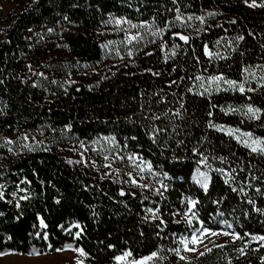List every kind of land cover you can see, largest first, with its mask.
<instances>
[{"label": "trees", "instance_id": "trees-1", "mask_svg": "<svg viewBox=\"0 0 264 264\" xmlns=\"http://www.w3.org/2000/svg\"><path fill=\"white\" fill-rule=\"evenodd\" d=\"M2 3L16 7L4 17L0 15V70H3L0 79L5 80V84L0 85V108L6 107L8 111L6 116H0V143H3V137L15 138L24 132L29 134L30 139L18 140L11 146V153L6 148H0V157H4L0 159V184L5 185L8 199H11L10 193L15 191L20 180L27 179L31 183L21 185L27 189L21 195L26 194L29 199L20 201L19 209L14 203L0 201V212L4 213L0 216V252L37 256L53 254L57 252L54 249L59 248H83L88 254L82 257L84 264H115L112 256L131 248L137 258L157 251L159 260L150 264H184L168 251L173 246L181 247L177 243L181 236H190L192 228L184 220L178 221L165 212L166 235L162 234L157 239L151 225L141 221L143 205H140L139 190H136L138 194L135 198L130 195L120 197V189L122 186L125 188V185H121L118 178L106 177L101 180L99 175L69 164L66 156L68 149L79 145L80 141L92 146V141L98 137L115 135L123 140L136 133L131 123L123 119V106L132 104L131 98L138 96L140 91L146 89L151 93L164 86L157 78L145 73V69L160 70L174 65L172 61L168 65L164 64V52L158 50L160 38H156V43H150V34L145 36L147 47L136 52L135 63L131 64L125 45L121 43L123 33L116 32L110 17H127L139 23L151 21L155 15L159 24L172 16V13L164 10L165 5L173 7L170 0H151V3H147V0H39L38 4H33L32 0H0ZM145 3L147 6H142ZM73 4L80 6L72 7ZM138 7L140 12L135 10ZM180 7L185 15L206 17V24L194 19L189 22L191 27L187 29L181 28L179 24L173 29L193 37L194 46L202 60L208 58L203 56L201 45L208 43L213 52L219 51L231 57L227 62L213 60V64L233 79H242L241 59L245 64L261 62L264 56V49L260 47L264 43V9L247 8L241 0H180ZM208 12H216L217 15L208 17ZM57 14H67L73 25L61 32L55 22ZM232 19L238 21L234 26L228 23ZM105 21H108L107 26ZM221 24L225 26L224 29L216 27ZM208 25L211 27L207 31H194V28L204 29ZM46 27H54L59 35L47 33ZM123 27L127 28L128 25ZM29 29L33 31L29 32ZM245 30L254 32L255 38L247 36ZM238 34L246 37L239 44V50L246 53L243 58L238 53H232L226 44L227 40L234 39ZM165 36L169 42L166 51L170 53L171 34L166 32ZM220 37H224V40L217 46L215 41ZM6 40L11 42L4 43ZM109 41L115 43L102 47L108 45ZM177 42L183 46L178 38ZM183 47L190 54V49ZM117 49L124 56L123 60L117 56ZM177 51L176 63L183 66L186 57L179 49ZM146 52H152L153 55L147 57ZM27 64H32L37 72H43L47 79L32 76L26 68ZM126 64L129 67H124ZM228 64H232L231 69ZM208 68L209 71H216L212 64ZM68 79L75 83L66 84ZM52 80L58 83L53 84ZM32 83L38 86L34 88ZM64 88H67L66 93ZM262 91L248 94L253 96L255 106L264 107ZM214 100H218L226 111L228 105L239 108L245 103V98L238 92H222L214 96ZM195 105L204 108L201 98L190 97L189 108L194 111ZM216 112L217 123H228L245 131L250 130L258 136L264 135V116L260 120L248 121L239 112L227 116L220 114L218 109ZM198 115L202 116V113ZM241 120L245 122L240 124ZM66 125H71V129H67ZM209 135L217 145V155H228L231 149L241 158L240 164L246 163L243 158L248 152L235 140L216 132H210ZM31 137L44 141V145L37 144ZM23 143L31 144L34 150L22 149L20 145ZM141 144L146 159L156 163L164 159L163 156L157 158L154 153H150L149 144L143 139ZM45 146L51 150L44 151ZM129 148L139 150L134 142L129 144ZM249 159L252 165L264 169V158ZM196 166L193 161V173ZM212 166L226 165L215 161ZM212 176L209 195L200 193L198 214L206 220L207 226L216 231H235L240 234L241 240L227 245L225 249L213 247L211 253L206 252L203 257L188 261V264H227L228 259L238 256L235 249L243 243H246L247 255L233 259V264H261L264 246L249 244V239L264 236V215L255 211L249 214V206L244 203V198L238 193H231L223 185L222 177L217 174ZM183 179L181 177L174 182V191L169 196L174 207L186 194L185 190L196 195L195 189L199 188L190 176L181 186ZM250 195L264 207L261 197L251 191ZM57 199L61 200L60 204L55 203ZM217 199L221 202L215 203ZM38 215L44 219L47 228L40 226ZM225 221L232 224V229L226 227ZM77 223L83 228L80 238L75 237L80 229L72 227L69 234L60 228V225L71 227ZM141 231L144 237L140 236ZM44 235L48 239H44ZM8 236L12 239L8 240ZM101 241L110 242L116 248L108 249Z\"/></svg>", "mask_w": 264, "mask_h": 264}, {"label": "snow or ice", "instance_id": "snow-or-ice-1", "mask_svg": "<svg viewBox=\"0 0 264 264\" xmlns=\"http://www.w3.org/2000/svg\"><path fill=\"white\" fill-rule=\"evenodd\" d=\"M32 2L33 4H38L39 0H32ZM147 3H151V0H147ZM147 3L142 6L146 7ZM170 3L173 7L165 5L164 10L172 13L171 18L159 24L156 22L155 15L151 21H140L139 23H134L127 17H110L116 32L118 34L123 33L121 43L125 45L126 55L131 64L135 63L136 52L147 47V43L144 42L145 36L150 34L151 39L148 41L150 43H156V38H160L158 50L164 52V64L168 65L169 61H172L174 66L160 70L155 68L145 69V73L157 78L164 86H160L158 90H153L151 93L146 89L140 91L138 96L131 98L132 104H125L123 106L125 108L123 119L126 123H131L137 130L136 133L125 137L123 140H119L115 135L98 137L92 143L99 144V147L92 149H89L84 141H80L82 149L79 152L80 158L75 161L69 160L68 163L83 164L84 167H97L95 160H92L90 163L86 162L85 153L91 150L95 151L98 156L102 155V168L104 171L101 172L99 179L112 178L113 175L126 177L125 179H121L120 183L121 185L127 184L128 189L126 191L122 186L119 192L120 197L130 195L135 198L138 194L136 190H139L141 197L140 205H143L141 221L143 224L151 225L156 232L157 239H160L162 234L166 235L164 231L167 227L165 212L172 217H183L184 222L192 228V231L189 233L190 239L181 236L177 241L181 247L173 246L168 251L172 252L184 264H188V257L183 253L196 254L199 257H203L206 252L211 253L213 251L212 248L204 243L208 236L223 235L230 237L233 244L241 240L240 234L235 231L218 232L212 229L211 226H207L206 220L202 219L198 214L200 193L202 192L205 196L209 195L210 185L213 182L212 174L222 177L223 185H226L231 193H238L244 198V203L249 206V214L255 211L257 214L264 215V207H261L257 199L250 195V191L254 192L264 202V169L252 165L249 159V157L251 159L264 158V135L258 136L250 130H242L239 126L216 122L217 109L220 114L225 116L230 113L235 114L239 112L248 121L260 120L264 116V107L255 106L253 96L248 95L249 93H256L257 90H264V56L261 57V62H257L254 65L245 64L243 59H241V64L243 65L240 69L242 79L229 78L224 72L219 71V67L213 64V60L227 62L231 57L224 56L219 51L213 52L210 50L208 43H202V54L208 58L207 60H202L201 55L197 53L194 46L195 41L193 37L180 31H173L177 24L183 29L191 27L189 22L194 19L201 24H206V17L204 15H185L180 7V0H170ZM241 3L250 9L257 7L264 9V0H241ZM79 6V4L72 5V7ZM129 7H131V4H129ZM135 10L140 12L139 7ZM216 15V12L207 13L208 17H215ZM55 22L60 26L61 32L66 30L68 26L73 25V21L67 14H57ZM104 23L105 26L108 25V21ZM228 23L234 26L238 21L232 19ZM123 25H128V27L125 28ZM210 27L211 25H208L204 29L194 28V31L199 33L207 31ZM216 27L225 28L223 24L216 25ZM133 30H136L135 33H133ZM32 31V29H29V32ZM245 31L247 36L255 38L256 34L254 32ZM46 32L56 33V29L54 27H46ZM166 32L171 34L170 53L166 51L169 47L168 37L165 36ZM56 34L59 35V33ZM177 38L178 41L183 42V46L190 49V54L177 42ZM245 38V35L238 34L234 39L226 41L227 47L231 49V52L234 54L238 53L241 58L246 53L239 50V44ZM222 40H224V37L218 38L215 44L217 46L221 45ZM10 42L8 40L4 41V43ZM114 43V41H109L108 45H102V47H108ZM57 47L61 46L57 45ZM260 47L264 49V43H261ZM178 49L186 57L183 66L176 63ZM116 54L121 60L124 59V56L120 55L119 49H117ZM145 55L151 57L153 53L146 52ZM209 64H212L216 71H209ZM113 67L116 66L113 65ZM124 67H129V65L126 64ZM228 67L231 69L232 64H228ZM26 68L32 76L47 79L45 74L37 72L32 64H27ZM2 71L0 70V72ZM14 78L22 79L19 76H15ZM22 82L26 81L22 79ZM253 82H255L254 85ZM51 83L56 84L58 82L52 80ZM65 83L71 85L75 81L68 79ZM3 84H5V80L0 79V85ZM37 86V83H32V87L35 88ZM64 91L66 93L67 88H64ZM222 92H238L240 96L245 98V103L239 108L228 105V110L226 111L225 107L220 105L218 100H214V96H218ZM261 94L264 95V91ZM190 97L201 98L204 102V108L201 109L199 105H195L194 111L190 109L188 106ZM200 113H202V116L198 115ZM7 114L6 107L0 108V116H6ZM244 122V120H241L239 123L243 124ZM65 127L69 130L71 129V125H66ZM52 131L55 132L56 129L53 128ZM210 132L226 135L246 149L248 155L243 158L246 163L240 164L239 160L241 158L236 152L231 151V149L228 155H217V145L210 138ZM2 139L3 143H0V148H6L7 152L11 153L13 151L12 145H15L18 140L28 141L30 136L27 132H24L15 138L3 137ZM31 139L41 146L44 145V141L36 140L35 137H31ZM142 139L149 144L150 153H154L157 158L163 156L164 159L159 163L146 159L143 154ZM131 142L138 145L139 150L136 148L130 149L129 144ZM117 145H119L118 148ZM20 147L29 151L34 150L33 146L28 143H23ZM43 150L50 151L51 149L45 146ZM3 158L0 157V159ZM193 161L197 165L194 173L192 170ZM215 161H219L220 165L226 166L213 167L212 165ZM117 163H120L123 167L117 168ZM161 164L164 166L161 167ZM178 168L179 170H177ZM97 171H100V169L97 168ZM189 176L193 183L199 186L198 189H195L197 194L192 195L190 190H185L186 194L174 207L173 202L169 200L170 193L174 191L173 184L183 177L184 179L181 181L182 186L183 183L187 182ZM113 182L116 181L114 180ZM30 183L31 181L27 179L20 180L19 184L15 186V191L10 193L11 199H8L9 194H6L5 185L0 184V201L14 203L15 207L19 209L21 207L20 201L29 199L28 195H21V193L27 192V189L21 187V185ZM191 188L192 186L190 185ZM246 189L250 191H246ZM214 202L220 203L221 201L217 199ZM55 203L60 204L61 200L57 199ZM124 206L125 208L128 207L127 204ZM3 215L4 213L0 212V216ZM38 219L41 227H48L44 219L39 217V215ZM225 224L228 229H232V224L227 223V221H225ZM72 227L80 229V231L75 233V237L80 238L83 233V228H81L80 224L77 223L71 227L60 225L61 230L67 231L69 234H71ZM140 236H145L143 231L140 232ZM43 238L48 239L47 235H44ZM7 239L11 240L12 237L8 236ZM252 239L259 240L261 245L264 246V236L252 237ZM101 243L108 249L116 248V245L110 242L101 241ZM201 246H203V250H201ZM215 247L225 249L227 243H218ZM54 250L57 252L65 251L64 248ZM72 251L79 253V257L76 258V264H84V261L80 257L88 255L85 250L83 248H75ZM235 251L238 253V256L228 259L227 264H233V259H239L247 255L246 243L236 248ZM7 255H9L8 252H0V258ZM112 260L115 264H150L154 260H159V255L157 251H151L150 254L137 258L133 249L126 248L120 251V254L113 255ZM261 264H264V259H262Z\"/></svg>", "mask_w": 264, "mask_h": 264}, {"label": "rangeland", "instance_id": "rangeland-1", "mask_svg": "<svg viewBox=\"0 0 264 264\" xmlns=\"http://www.w3.org/2000/svg\"><path fill=\"white\" fill-rule=\"evenodd\" d=\"M15 7H16L15 5L10 4V3L0 4V15L4 17L8 12L14 10ZM88 147L89 149L98 148L99 144H93L92 146H88ZM80 151H82L80 144L68 149L67 155H66L68 161L69 160L75 161L79 159ZM85 160L88 163H90L92 160H95L97 167H84L83 164H72V165L82 168L88 173H91L95 176H98V175L100 176L101 172L104 171V169L102 168V164H103L102 155L98 156L95 151L89 150L85 153ZM116 167L122 168L123 165H121L120 163H117ZM97 168H99L100 171H97ZM113 177L115 179L118 178L119 182L121 179L126 178L123 176L118 177L116 175H113ZM124 185H125V188H128L127 184H124ZM176 220L182 221L183 217L177 216ZM222 231L224 230H220L218 232H222ZM187 238L190 239V236ZM204 243L207 244V246L210 248L215 247V245L218 243H227V245L233 244L230 237H225L223 235H218L215 237L208 236L207 239H205ZM249 244H258L262 246L259 240H255L252 238L249 239ZM201 250H203V246H201ZM183 254L188 257V261L194 260L198 257V255L196 254H190V253H183ZM77 257H79V253L72 251V249H68L62 252H55L53 254H44V255H37V256H20V255H15L13 253H9V255L0 258V264H76ZM80 259H82V257H80Z\"/></svg>", "mask_w": 264, "mask_h": 264}]
</instances>
